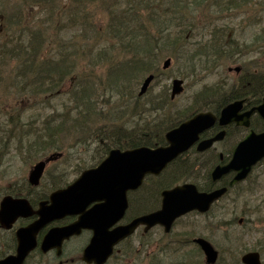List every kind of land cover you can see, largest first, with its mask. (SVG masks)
I'll return each instance as SVG.
<instances>
[{"label": "trees", "instance_id": "16d2710c", "mask_svg": "<svg viewBox=\"0 0 264 264\" xmlns=\"http://www.w3.org/2000/svg\"><path fill=\"white\" fill-rule=\"evenodd\" d=\"M69 1L68 10L73 12V20L67 24H54L53 34L45 24L58 17L56 9H48L47 18L39 22L40 25L27 41L9 33V28H15L14 24L18 23L15 14L10 13V21L3 20L1 23L5 28L0 33V156L5 148H14L25 167L48 150H58L65 138L84 131H89L85 133L88 136L108 142L113 136L117 139L112 145L120 149L141 145L152 147L155 143L161 145L162 137L153 140L154 137L141 134L143 138H139L134 135L137 134L135 131L127 132L122 127L112 125L116 120L112 115L95 119L100 123L98 130L105 129L99 135L91 132L90 122L97 116V105L103 101L99 102L100 96H106L107 103H111L115 96H126L131 82L137 83L142 76L156 72L158 52H165L172 60L178 61V55H175L177 49L188 46L194 33L190 20L186 21L184 13H178L189 7L175 5L176 0H126L122 9L116 2L107 14L100 0ZM206 1L209 0H194L192 4L200 8ZM213 1L217 3L215 7L220 9H223L224 1L226 10L241 12L245 15L244 21L250 17L248 9H257L255 1L251 0ZM102 10L101 15L95 13ZM254 17L257 21L258 17ZM257 23L252 26L257 27ZM209 25L213 26L211 40L198 46L196 52L202 57L209 55L213 63L237 55L238 43L230 46L229 42L233 43L230 36L225 42L229 29L219 27L215 22ZM66 27L70 32L60 37ZM261 34L264 35V29L263 33L260 29ZM54 50L55 55L52 54ZM100 66L105 68L98 70L97 78L96 69ZM67 77L73 81L63 90L62 81ZM210 93L212 91L208 89L198 94L197 99H204ZM260 93L256 94L257 98L261 97ZM252 98H255V94H252ZM222 101L219 108L227 103ZM29 110L33 112L26 113ZM43 110L47 113L45 117ZM186 111L183 110L182 117L187 115ZM260 127L264 128L263 124ZM108 146H99L97 161L108 152ZM7 177L0 172V198L7 193L16 196L22 193L35 204L46 197L45 192L28 195L30 186L25 184L23 178L20 180L24 185L23 190L22 186L14 189L17 183L14 180L6 188L1 186L3 178ZM55 185L53 182L50 188L46 185L44 188L50 191ZM259 213L262 214L261 211ZM241 214L244 212L241 211ZM253 215L257 219L256 213ZM10 240L11 245L6 248L8 251L14 246V239ZM130 247L129 243L125 244L124 252H128ZM131 251L134 252L132 248ZM4 252L1 251V255ZM238 262L236 259L234 264Z\"/></svg>", "mask_w": 264, "mask_h": 264}, {"label": "water", "instance_id": "95a60500", "mask_svg": "<svg viewBox=\"0 0 264 264\" xmlns=\"http://www.w3.org/2000/svg\"><path fill=\"white\" fill-rule=\"evenodd\" d=\"M170 61L167 59L163 67L167 68ZM153 76L143 81L140 95L146 91ZM182 83L174 80L171 90V98L182 93ZM242 101L231 103L221 110L217 121L218 125L228 126L235 123L237 126L249 127L251 114L257 112L264 121V97L261 105L251 109L250 112L240 114ZM216 118L212 113H199L193 118L182 123L179 127L166 133L168 145L156 148H137L121 152L113 150L98 167L83 171L82 175L66 189H61L50 194L48 201L40 202L39 209L34 211L27 200L6 196L0 201V227L9 229L19 218H28L32 215L38 217L33 223L16 232L17 254L10 255L0 260V264H22L25 257L36 246V235L41 229L54 220H62L66 216L78 215V220L63 228H52L44 237L41 244L43 252L53 248L57 249V255H61L63 240L79 234L84 228L92 230L91 238L82 258L85 262L103 264L112 254L118 242L128 238L140 225H145L144 232L150 228L161 225L165 233H169L174 220L180 215L197 210L207 212L212 203L218 200L226 191V188L212 191L211 193H198L193 185L183 184L168 191H163L161 208L145 216H139L131 220L127 225H119L113 229L116 222L125 216L128 207L126 198L127 190H135L142 184L146 174H159L168 162L176 158L191 145L195 144L200 133L215 125ZM224 131L209 140L198 143V151L209 149L214 142L224 137ZM231 160L225 165L216 168L211 177L219 180L228 172H235L234 178L229 183L243 181L251 171L253 165L264 159V132L256 134L250 132L233 150ZM45 167L43 161H39L29 172V182L37 185ZM94 204V207L87 208ZM205 255V263L215 264L217 252L205 240H195ZM243 264H261L258 252L246 253L241 258Z\"/></svg>", "mask_w": 264, "mask_h": 264}, {"label": "rangeland", "instance_id": "374dc122", "mask_svg": "<svg viewBox=\"0 0 264 264\" xmlns=\"http://www.w3.org/2000/svg\"><path fill=\"white\" fill-rule=\"evenodd\" d=\"M213 4L212 0H209L207 7L211 6ZM262 7V6H261ZM215 18L221 19L220 12L215 13ZM262 16V26H258L252 29V34H259L260 35V29H264V14H261ZM253 17V15H252ZM235 17L231 16H225V20L227 24L222 22L224 27H227L229 29H232L234 31V42H244L243 40H249L251 39L248 33L246 37H244V33L246 32V28L252 24L251 17L247 19L246 22L239 21V19H236L235 21H230L234 19ZM222 20V19H221ZM219 24H221L219 22ZM225 24V25H224ZM221 27V25H217ZM213 26L210 25H204L203 28H195L193 36L190 39L189 44H194L199 41L205 42V40H208L210 38L211 32H212ZM77 35V31L75 32ZM264 37L263 34L259 36V39H262ZM246 47L252 45L251 47L247 48V51H253L255 49V46H253L252 43H243ZM258 46H262L260 50L258 51V55L256 57H259V62L254 63L252 66L255 68L254 71H259V69L264 70V59H262V54H264V43H259ZM263 50V51H262ZM246 51V50H245ZM164 52H158L156 54V60L158 61V65L162 64V59L165 58ZM176 57L177 54L175 53ZM187 61L179 60L177 63L174 61L173 65L166 71L163 72L162 75H160L154 82V85L151 87L152 89L149 90L147 95L149 94V98L154 102L155 100L159 99L162 95V92L164 89H170L171 86V80L174 79V77L181 78V74L187 75L186 71H188V76L184 79L185 81L184 85V94L177 98L176 104L179 106L185 105L187 101L192 100V96H194L196 93L200 92L202 89H206L207 85H214L220 82V87L222 90V93L225 95L229 92V82L230 79L228 76H223L220 71L224 70L223 66L218 65L217 71L214 72V74H208L206 75V72H212L215 69H206L207 71L205 74H201V72L194 75L195 68H199V65L195 62H188V65L186 64ZM259 65V67H257ZM227 66V65H226ZM225 66V67H226ZM224 67V68H225ZM105 68L98 67L96 69V75L98 70H101ZM252 69V68H251ZM99 74L102 76L103 79H105V76L102 74V72H99ZM201 74V75H198ZM233 74V73H231ZM198 75V76H197ZM98 78V75H97ZM106 80V79H105ZM139 83H141L140 79L135 83V87L133 90L136 91V89H139ZM224 84V85H223ZM100 95V92L99 94ZM104 96H100V99H103ZM122 101L127 104L131 105V101L128 97L123 96ZM204 104H209L210 109H214L215 106L213 105V102H209L208 100H202L201 101ZM59 103V102H58ZM145 101L143 102V104ZM142 104V106H143ZM155 104V103H154ZM163 106L167 103L163 102ZM157 106V104H155ZM177 106V105H176ZM104 109L105 107L100 104L99 109ZM144 111L138 110L135 114L133 113H127L125 116H121L120 113H116L113 111H105L106 114H112L114 117H116L115 124L117 127H129L133 122H144L147 119H150L153 117L155 119L156 124L158 125H164L166 122H176V118L173 110H175L170 104L167 105V107H161L158 110H155L152 115L147 114V111L150 109L149 106H143ZM183 110V108H181ZM192 108L188 106V110L186 111V114H190L192 112ZM32 110L27 111L26 113H31ZM27 114V115H28ZM26 115V116H27ZM46 115V113L44 114ZM98 116L97 118H99ZM179 118V116L177 117ZM25 120V117H24ZM127 120H132L130 123H127ZM89 128L91 130H97V132H102L105 129L98 130L99 123L98 121H91ZM163 126V128H164ZM234 136L230 135L225 140V148L231 150V148L234 146V143L239 140L238 133ZM85 133H81L80 135L72 134L69 137L65 138V145L64 141L61 143V148L64 155L60 160L51 163L47 171L45 172V176L43 178L42 184H46L47 181H55L60 183V187L64 186L68 183H70L73 179L78 177L82 170L85 168H91L93 166V163L96 161H92L93 158H95V143H89L90 140L81 139ZM113 137V136H112ZM110 137V142L116 141L117 138ZM104 140V139H102ZM109 142V143H110ZM92 148V150H91ZM52 152V151H51ZM49 152V153H51ZM226 152V151H224ZM229 152V151H228ZM3 154V155H2ZM0 158H3L2 162L0 163V172L3 175H8L7 178H3L4 181L1 182L2 186H7L9 183H11L13 180L19 183V180L26 178V173L28 171L29 166H24L21 163V156L14 151V148H5L4 153H2ZM48 154V152H46ZM45 154V155H46ZM49 155V154H48ZM251 179L254 176L255 181H260L261 187L256 185L250 186L246 182L245 185H247L246 190H240L237 194H240L242 198L235 200L237 195L229 194L226 198L222 199V202L219 204H215L212 207V211L207 216H200L194 213H191L182 219H180V222L174 226L172 229L170 235H165L162 233V229L160 227L153 228L149 231L147 235L142 234V229L139 228L138 231L135 233V235L131 238L130 241L135 245H138V248L141 250L150 251L155 247V245L152 246L151 241L154 239L159 246L157 247L158 251L160 249H163L165 246V241L167 240L168 244L167 252L162 253V257H168L171 258L173 256L177 263H180L182 261V257L186 254H189L188 260L185 264H202L201 263V254L199 250L192 244H190V240L192 237L199 236V237H205L207 239H211L212 243L216 245L218 251L220 252V257L223 259H226L228 262H231L232 259L236 260L241 254L246 253V251H257L259 250L261 252V259L264 260V212L260 214L258 211L255 210L257 208V205H262L261 200L264 195V165L256 167L251 174ZM62 179V180H61ZM192 181L196 183L199 187L204 184L207 179L202 177L196 172H187V175L179 177L177 174L174 178L170 179H164L161 182V185L168 186V185H177L179 183L183 182H189ZM252 181V180H251ZM14 185V189H18L20 186L19 184ZM253 188V193L248 192L250 189ZM39 190V189H38ZM234 199V200H233ZM233 200V201H232ZM147 204V201L144 203ZM141 206L138 204L130 205L128 211H127V217L133 216L134 214H140L142 213V210H140ZM241 211L245 214H241ZM263 211V210H262ZM257 213V219L253 216V214ZM247 215H251L250 221ZM235 216L233 219L232 217ZM126 217V218H127ZM239 218H243L245 223L242 226H239L237 224V221ZM248 221V222H247ZM263 222V223H262ZM28 223L27 220H19L15 227H19L20 225H25ZM228 236V239L226 237ZM5 235H0V240H5ZM87 239V236L84 235V237L71 241L67 245H65L66 250V257H72L75 256V254L79 253L80 250H76L78 246H83L85 244V241ZM144 245V246H143ZM177 249L179 252L177 254H172V252ZM262 250V251H261ZM222 252V253H221ZM224 253V254H223ZM223 255V256H222ZM39 260L43 261H53V255H46V257L40 258L37 256V253H34V257L28 261L27 264H35L39 262ZM239 261V260H238ZM240 262V261H239Z\"/></svg>", "mask_w": 264, "mask_h": 264}, {"label": "flooded vegetation", "instance_id": "af4514ba", "mask_svg": "<svg viewBox=\"0 0 264 264\" xmlns=\"http://www.w3.org/2000/svg\"><path fill=\"white\" fill-rule=\"evenodd\" d=\"M247 102H246V105L250 104V100L246 99ZM215 152H216V149H215Z\"/></svg>", "mask_w": 264, "mask_h": 264}]
</instances>
